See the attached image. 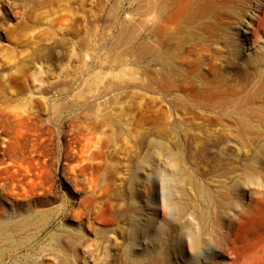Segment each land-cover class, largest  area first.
I'll return each mask as SVG.
<instances>
[{
    "label": "rangeland",
    "instance_id": "obj_1",
    "mask_svg": "<svg viewBox=\"0 0 264 264\" xmlns=\"http://www.w3.org/2000/svg\"><path fill=\"white\" fill-rule=\"evenodd\" d=\"M262 6L0 0V264H264Z\"/></svg>",
    "mask_w": 264,
    "mask_h": 264
},
{
    "label": "bare ground",
    "instance_id": "obj_2",
    "mask_svg": "<svg viewBox=\"0 0 264 264\" xmlns=\"http://www.w3.org/2000/svg\"><path fill=\"white\" fill-rule=\"evenodd\" d=\"M166 1V0H165ZM147 6V5H146ZM152 6V5H151ZM161 7V6H160ZM145 8V7H144ZM264 11V6L260 8V12ZM140 14V13H139ZM174 14V13H173ZM170 16V15H169ZM173 18V17H172ZM171 18V19H172ZM174 19V18H173ZM258 23V22H257ZM169 24V23H168ZM171 26V25H170ZM165 27V26H163ZM162 27V28H163ZM169 27V26H168ZM171 29V28H170ZM169 29V30H170ZM166 30V29H165ZM168 30V29H167ZM159 31V30H158ZM162 43V42H161ZM158 44V43H157ZM147 54V53H146ZM172 64V63H171ZM175 69V68H174ZM195 73V72H194ZM201 73V72H200ZM182 74V73H181ZM167 76V75H166ZM150 78V77H149ZM192 80V79H191ZM163 83V82H162ZM220 80L218 78H209L208 84H207V94L210 99V103L208 105V108L210 110H214L216 108H220L221 113L223 115H228V110L224 107V103L228 101V96L231 97V95L228 92L222 91L221 87L219 86ZM171 87V86H170ZM206 91V90H205ZM199 92V91H198ZM197 92V93H198ZM232 97L235 99V104L239 105L238 101V92L237 91H231ZM200 94V93H199ZM202 95V94H201ZM204 97V96H203ZM83 100V99H82ZM205 101V100H204ZM91 102V101H90ZM206 102V101H205ZM230 109V108H229ZM232 110V109H231ZM240 112V111H239ZM235 114V113H234ZM139 131V130H138ZM161 135V134H160ZM257 135V134H256ZM162 143V142H161Z\"/></svg>",
    "mask_w": 264,
    "mask_h": 264
}]
</instances>
